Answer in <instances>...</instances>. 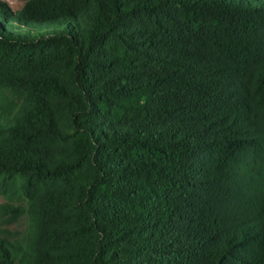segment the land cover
<instances>
[{"label":"trees","instance_id":"1","mask_svg":"<svg viewBox=\"0 0 264 264\" xmlns=\"http://www.w3.org/2000/svg\"><path fill=\"white\" fill-rule=\"evenodd\" d=\"M0 264H264V0L0 1Z\"/></svg>","mask_w":264,"mask_h":264},{"label":"rangeland","instance_id":"2","mask_svg":"<svg viewBox=\"0 0 264 264\" xmlns=\"http://www.w3.org/2000/svg\"><path fill=\"white\" fill-rule=\"evenodd\" d=\"M4 2L13 12L20 10L27 0H0ZM5 199L0 196V204L4 203ZM27 222L23 218L16 222H8L0 218V238L6 239L8 243L15 240H20L26 230Z\"/></svg>","mask_w":264,"mask_h":264}]
</instances>
